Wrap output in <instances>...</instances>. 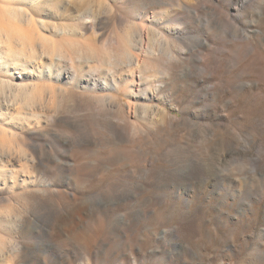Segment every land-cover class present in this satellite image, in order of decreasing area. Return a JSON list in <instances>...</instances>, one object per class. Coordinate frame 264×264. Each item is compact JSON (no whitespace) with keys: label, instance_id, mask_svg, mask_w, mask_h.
I'll list each match as a JSON object with an SVG mask.
<instances>
[{"label":"rangeland","instance_id":"374dc122","mask_svg":"<svg viewBox=\"0 0 264 264\" xmlns=\"http://www.w3.org/2000/svg\"><path fill=\"white\" fill-rule=\"evenodd\" d=\"M260 1L0 2V264H264Z\"/></svg>","mask_w":264,"mask_h":264},{"label":"bare ground","instance_id":"6f19581e","mask_svg":"<svg viewBox=\"0 0 264 264\" xmlns=\"http://www.w3.org/2000/svg\"><path fill=\"white\" fill-rule=\"evenodd\" d=\"M156 2H158L159 4H160V2H162L163 0H155ZM194 3L193 4H191V3H188V2H183L182 4H178L179 6H180V8H182V9H188V10H190V9H192V10H195V11H198L200 8L201 9H203V10H205V12L209 15V19H206V21H207V23L208 24H214V25H218V26H223L224 27V30H225V32H228V33H230V35L232 34V35H239V34H242L241 33V31H240V29L238 28V26L237 25H235V23H233V21H232V18H230V20L232 21H230L229 20V17H230V15L229 14H227V12H225L224 10H223V8H218L219 6H221L220 4H221V2H225V1H227V0H192ZM0 2H3V0H0ZM9 2V1H8ZM18 2H19V0H18ZM163 3V2H162ZM9 4H12V3H10L9 2ZM15 4V3H14ZM19 4V3H18ZM13 6H15V5H13ZM0 8H2V7H0ZM248 7H246L245 9H246V11H249V12H253V13H258V15H259V18H262L263 20H264V0H261L256 6H255V8L254 9H252V8H250V6H249V8L250 9H247ZM2 10V9H1ZM17 10V9H16ZM242 10H243V8H242ZM244 11V10H243ZM0 12H2V11H0ZM6 11L4 10V12L3 13H5ZM19 11H17V13H18ZM180 12L181 11H179V9H176L175 11H173V13L172 14H170L169 16H167V18H165V19H163V21H162V23H163V25H164V27H168V25H171L172 26V28L170 29V33L168 32V33H164L163 31H161L160 29H162V28H160V29H149V28H147L148 29V33L150 34V38L153 36V35H156V36H161V37H168L169 35L173 38V40L174 41H183L184 40V37L185 36H182V34H180L179 32H178V28H179V30L182 28V25L183 24H186V21H185V19H184V14H182V15H179L180 14ZM192 12V11H191ZM16 13V12H15ZM19 14V16L20 17H22L23 16V12L20 10V12L18 13ZM0 15H2V13H0ZM160 15V14H159ZM16 16V15H15ZM188 16V15H187ZM1 17V16H0ZM18 17V16H17ZM195 17H196V20H200L201 19V17H198L197 15H195ZM194 17V18H195ZM200 18V19H199ZM15 19V18H14ZM13 20V19H12ZM192 20V19H191ZM28 22H30V23H33L34 22V19L32 18V17H28V20H27ZM12 22V21H11ZM13 23V22H12ZM18 23H20V22H18ZM173 25L175 26V28H173ZM18 26H19V24H18ZM223 27H222V29H223ZM157 28V27H156ZM145 30V29H144ZM143 30V31H144ZM160 30V31H159ZM8 34V33H7ZM6 34V38H8V41L7 42H4V41H2V40H0V42H3V44L2 43H0V45L2 46V48H3V50H4V52H5V54L6 55H8V53H9V46L8 45H10V43H9V38H10V36H8ZM168 35V36H167ZM169 36V37H170ZM4 37V34L2 33V31L0 30V39H2ZM149 36H148V34H147V38H148ZM153 38H155V37H153ZM192 38V37H191ZM19 41H20V43L23 45V43H22V41L20 40V39H18ZM173 41V42H174ZM143 42V41H142ZM179 43V42H178ZM162 41H160V42H157L156 44L155 43H153V41H152V38L150 39V42H148V44H147V46H149V48H145L146 50H148V49H150V50H154V48H156L157 47V51L159 50V51H161V47H163L162 46ZM140 45V44H139ZM11 46V45H10ZM144 44H141V48H139V49H144ZM166 46V45H165ZM184 46V45H183ZM34 46H32V48H33ZM140 47V46H139ZM175 47V46H174ZM174 47H172V48H174ZM23 49H24V47H22ZM31 48V47H30ZM30 48L28 49V50H30ZM161 48V49H160ZM179 48V47H178ZM181 48V47H180ZM184 48H186V47H184ZM183 48V49H184ZM187 48H189V47H187ZM192 49V48H191ZM25 50V49H24ZM32 50V49H31ZM164 50V49H163ZM173 50V49H172ZM188 50V49H187ZM253 50V49H252ZM27 51V50H26ZM177 51H179V49L177 50ZM189 51H190V49H189ZM241 51V50H240ZM248 51V50H247ZM14 52V51H13ZM13 52H12V57L14 56V54H13ZM31 51H29V53H30ZM33 52H34V57L35 58H37L36 57V51H35V49L33 50ZM151 52H153V51H151ZM151 52L149 53V54H151ZM170 52V51H169ZM168 52V53H169ZM173 52V51H172ZM188 52V51H187ZM28 53V51H27V54H29ZM32 53V52H31ZM160 53H162V52H160ZM176 53V52H175ZM184 53H186V52H184ZM158 54V53H157ZM171 54V53H170ZM179 55V57L180 58H182L183 59V55H182V53H178ZM40 55L41 54H38L37 56L40 58ZM161 55V54H160ZM165 55V54H164ZM203 55V54H202ZM202 55H200V53H199V56H197V57H200V58H204ZM42 56V55H41ZM138 56V55H137ZM169 56V55H168ZM172 56H174V55H172ZM172 56H170V57H172ZM177 56V57H178ZM187 56V55H186ZM190 56V55H189ZM204 56H206V55H204ZM234 56V55H233ZM237 56V55H236ZM14 57H16V56H14ZM34 57H31V58H33L34 59ZM43 57V56H42ZM165 57V56H164ZM139 58V57H138ZM138 58H136L137 60H138ZM176 58V57H175ZM195 58V57H194ZM181 59V60H182ZM190 59V58H189ZM13 60H15L16 61V58L15 59H13ZM177 60V59H176ZM175 60V61H176ZM178 61V60H177ZM234 61V60H233ZM232 62V61H231ZM177 63V62H176ZM230 63V62H229ZM172 65V64H171ZM21 73H24V70H23V72H21ZM1 174V173H0ZM2 174H4V173H2ZM1 174V175H2ZM58 251V250H57ZM190 254V253H189ZM193 254V253H192ZM58 255L60 256V257H63L64 258V260H65V257H66V253H63V252H59L58 253ZM55 257V256H54ZM67 258V257H66Z\"/></svg>","mask_w":264,"mask_h":264}]
</instances>
